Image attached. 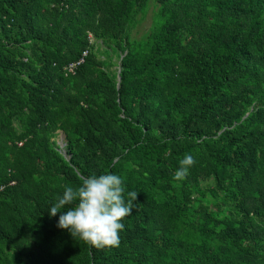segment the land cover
<instances>
[{"label": "trees", "instance_id": "1", "mask_svg": "<svg viewBox=\"0 0 264 264\" xmlns=\"http://www.w3.org/2000/svg\"><path fill=\"white\" fill-rule=\"evenodd\" d=\"M108 173L98 249L49 211ZM0 264H264V0H0Z\"/></svg>", "mask_w": 264, "mask_h": 264}, {"label": "clouds", "instance_id": "2", "mask_svg": "<svg viewBox=\"0 0 264 264\" xmlns=\"http://www.w3.org/2000/svg\"><path fill=\"white\" fill-rule=\"evenodd\" d=\"M175 171L174 179L181 181L195 164L192 155L185 154ZM123 179L112 173L91 175L82 178L78 187L68 186L54 205L49 215L56 216L66 205L72 207L59 216L57 227L66 229L76 240H80L98 249L118 247V233L124 229L123 218L131 215L135 209L137 192L129 191L124 196Z\"/></svg>", "mask_w": 264, "mask_h": 264}, {"label": "rangeland", "instance_id": "3", "mask_svg": "<svg viewBox=\"0 0 264 264\" xmlns=\"http://www.w3.org/2000/svg\"><path fill=\"white\" fill-rule=\"evenodd\" d=\"M151 21H152L151 14L148 15L146 18H143L138 24V27L135 29L134 34L136 36L142 34L150 26ZM62 137L63 134H60V136L57 138V141H59L61 144H62Z\"/></svg>", "mask_w": 264, "mask_h": 264}, {"label": "water", "instance_id": "4", "mask_svg": "<svg viewBox=\"0 0 264 264\" xmlns=\"http://www.w3.org/2000/svg\"><path fill=\"white\" fill-rule=\"evenodd\" d=\"M119 79V82H120V77L118 78ZM65 135L63 134V137H62V146L64 147L65 146V143H63L64 142V140H65Z\"/></svg>", "mask_w": 264, "mask_h": 264}, {"label": "built area", "instance_id": "5", "mask_svg": "<svg viewBox=\"0 0 264 264\" xmlns=\"http://www.w3.org/2000/svg\"><path fill=\"white\" fill-rule=\"evenodd\" d=\"M71 70H73V69L71 68Z\"/></svg>", "mask_w": 264, "mask_h": 264}]
</instances>
